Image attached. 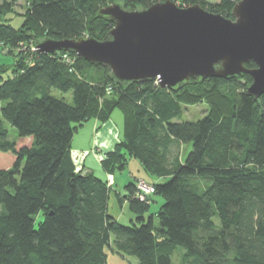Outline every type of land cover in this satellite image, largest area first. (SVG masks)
I'll return each instance as SVG.
<instances>
[{"label":"trees","instance_id":"obj_1","mask_svg":"<svg viewBox=\"0 0 264 264\" xmlns=\"http://www.w3.org/2000/svg\"><path fill=\"white\" fill-rule=\"evenodd\" d=\"M161 1L30 0L18 28L5 17L14 3L0 5V46L15 59L0 64V264H108V251L138 264H174L178 248L181 264H264V95H247L250 75L192 79L170 90L156 81L121 83L74 53L68 65L67 53L31 50L46 39L104 41L115 25L103 8L119 2L144 10ZM170 1L233 19L241 0ZM54 90L72 93V102ZM201 103L209 106L202 119L177 121ZM116 110L124 140L107 153L103 171L114 176L137 160L164 180L148 184L154 192L146 201L136 181L117 194L136 216L129 225L110 214L115 188L78 172L72 155L78 130ZM186 144L192 151L184 159ZM153 196L164 204L151 214Z\"/></svg>","mask_w":264,"mask_h":264},{"label":"water","instance_id":"obj_2","mask_svg":"<svg viewBox=\"0 0 264 264\" xmlns=\"http://www.w3.org/2000/svg\"><path fill=\"white\" fill-rule=\"evenodd\" d=\"M115 27L110 38L36 43L40 53H74L103 66L121 83L156 81L175 90L192 79H231L247 74V95H264V0H241L233 19L200 5L182 8L170 0L148 9L127 10L117 2L103 8ZM255 63V69L246 64Z\"/></svg>","mask_w":264,"mask_h":264},{"label":"rangeland","instance_id":"obj_3","mask_svg":"<svg viewBox=\"0 0 264 264\" xmlns=\"http://www.w3.org/2000/svg\"><path fill=\"white\" fill-rule=\"evenodd\" d=\"M5 1L10 2V3H14V7H13L14 12H10L8 15H6L5 16L6 19L14 27H16V28L20 27L24 21L23 15L25 14V12L28 8V4H29L30 0H0V5H2L3 2H5ZM209 1L213 2V3L219 2V0H209ZM8 52H9V50H6V49L4 50L3 47L0 46V64L12 66L15 63V59L12 55L7 54ZM62 61H64L68 65H72L74 63V59L71 56H69V59H67V60L62 59ZM10 74H11V72L8 73V75H10ZM93 74L98 75V76L102 75V73H100L98 71L96 72L94 70H91L89 75H93ZM8 75L5 74V76H8ZM111 93H112L111 90L108 89L107 94L110 95ZM53 95L58 97V98H63L69 102H72V93L63 94L60 91L54 90ZM116 111L119 112L124 118V114L121 110H116ZM116 111L113 112L110 119L105 123L99 121L98 119H92L89 122H91V121H92L91 123H94L93 121H96V123L100 122L101 125L104 126V125H106L112 121ZM208 111H209L208 104L207 103H201L199 105H195V106L187 108V110L184 112L183 116L180 119H178L177 121H180V122H189V121L190 122H196V121L202 119L203 116H205V114ZM124 120H125V118H124ZM89 122H87L84 126H82L78 130V132L81 129H84L86 127V125H88ZM7 127L10 130L11 138L15 139L17 137V131L14 128H12L8 123H7ZM78 132L76 135H78ZM85 133L86 132H84V134ZM97 134H98V126H97L95 133L92 135L93 140L90 143V148H88L86 146H85V148H76V145H75V147L72 148V155H73L74 162L76 164L77 171L80 172L83 169L85 170L87 165L90 166V165H92L91 164L92 161H95L94 162L95 165L92 166L93 167L92 173L97 178H100L103 181L107 182L109 187H112L113 189L115 188L114 193L112 194L111 200H110V214L114 215L119 220L120 223H122L124 225H129L131 223V220L136 219V216L130 210L129 205L127 203L126 204L125 203H123V204L118 203L117 194L120 192L122 195H124L125 194V186L131 181H136L138 188H139V187H141L140 185H141L142 181H144V182L146 181L147 184H151L152 182H163L164 180H159V179H155L153 177L148 176L144 172V170L142 169L140 162L137 160L130 161L126 170H124L123 172H116L114 176L105 173L103 171V168H102V161L105 159V156L107 155V153L104 155L103 158L98 159V157H99L98 156L99 155L98 147L97 146L94 147V143H95L94 138L96 137ZM78 141H79V137H77V140H76L77 145H79ZM191 151H192V144L184 145V153H183L184 159L187 158V156L189 155V153ZM2 155H5V154H2L0 152L1 158H2ZM1 158H0V166L4 167L6 165V163H3ZM93 159H95V160H93ZM98 160H100V162ZM163 204H164V200L161 197L153 196V202L151 204L150 213L153 214V213L158 212ZM42 219H43L42 216H38L36 221L40 222ZM184 253H185V250L183 248H178L176 253L172 257L173 263L174 264H181L182 263V257H183ZM108 264H138V263H137V260L135 258L127 257V256L122 257L118 254H115L111 251H108Z\"/></svg>","mask_w":264,"mask_h":264},{"label":"crops","instance_id":"obj_4","mask_svg":"<svg viewBox=\"0 0 264 264\" xmlns=\"http://www.w3.org/2000/svg\"><path fill=\"white\" fill-rule=\"evenodd\" d=\"M91 122H89L84 129H81L78 132V135H75L73 147L76 145V148H85V146L90 148V143L93 140L92 135L95 133L98 126V134L94 138V147H98V159H101L106 153L112 151L118 143L124 140V118L119 112L116 111L112 121L104 126H102L100 122H97L98 124L96 121H93L94 123ZM84 132L86 133L84 134ZM77 137H79V145L76 143ZM98 161L100 162V160ZM94 162L95 161H92V165L90 166L87 165L85 168L86 172L93 170L92 166L95 165Z\"/></svg>","mask_w":264,"mask_h":264},{"label":"built area","instance_id":"obj_5","mask_svg":"<svg viewBox=\"0 0 264 264\" xmlns=\"http://www.w3.org/2000/svg\"><path fill=\"white\" fill-rule=\"evenodd\" d=\"M33 52H35V51H38V49L35 47V45L32 47V49H31ZM63 59L64 60H67V59H69V55H68V53L67 54H65L64 56H63ZM141 187H139L138 188V191H139V198H140V200H142V201H146L147 200V198L150 196V195H152L153 194V192H154V188L151 186V185H148L146 182H144V181H142L141 182V185H140Z\"/></svg>","mask_w":264,"mask_h":264}]
</instances>
